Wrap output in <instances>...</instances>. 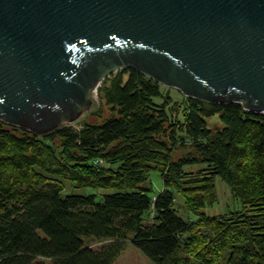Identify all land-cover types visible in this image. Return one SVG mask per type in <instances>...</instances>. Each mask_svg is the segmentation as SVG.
Instances as JSON below:
<instances>
[{
    "label": "trees",
    "instance_id": "1",
    "mask_svg": "<svg viewBox=\"0 0 264 264\" xmlns=\"http://www.w3.org/2000/svg\"><path fill=\"white\" fill-rule=\"evenodd\" d=\"M160 87L121 69L97 87L100 122L35 135L0 120V264H112L126 241L153 264H264V114L180 104ZM215 115L221 131L201 119ZM151 172L163 186L154 196ZM216 178L240 209L210 217ZM174 192L195 220L176 214Z\"/></svg>",
    "mask_w": 264,
    "mask_h": 264
},
{
    "label": "water",
    "instance_id": "2",
    "mask_svg": "<svg viewBox=\"0 0 264 264\" xmlns=\"http://www.w3.org/2000/svg\"><path fill=\"white\" fill-rule=\"evenodd\" d=\"M132 68L211 103L264 114V0H0V120L45 134ZM221 131L218 115L202 116Z\"/></svg>",
    "mask_w": 264,
    "mask_h": 264
},
{
    "label": "rangeland",
    "instance_id": "3",
    "mask_svg": "<svg viewBox=\"0 0 264 264\" xmlns=\"http://www.w3.org/2000/svg\"><path fill=\"white\" fill-rule=\"evenodd\" d=\"M160 90L162 94L166 96H170L172 98V101H176L177 103H183L185 101V98L178 90L165 87L161 85ZM92 99L91 107L84 111L74 122L72 123H64L62 125L70 126L74 129L80 128V126L85 122H100L102 119H104L108 115V107H106L103 103L100 102L97 89L95 92H92L90 95ZM157 102H160L159 99L155 100ZM97 116L99 119H97ZM185 150L183 149H175L172 154V159H177L180 156L184 154ZM104 167H109L106 163H103ZM116 168V167H114ZM190 169H196V168H190ZM149 180L151 181L153 185V191L152 196L158 194L162 189V181L157 172H151L147 175ZM67 186V190L64 191L65 193H75V194H90L93 192L92 189L85 187L82 189H69V185ZM215 189L217 194V202L213 204L212 206H206L204 209V213L207 216H217L224 213H227L228 211L232 210H239L240 204L238 201H235L230 191L227 187V185L222 182L219 178L215 179ZM97 199L99 198L100 193L102 191H96ZM174 195V209L176 211V214L185 219V220H195L196 216L187 212L184 208L183 201L181 197L177 193H173ZM110 243L109 240L106 241H95V240H85V244L89 246L90 248L96 250L103 246H106ZM44 264H50L47 260H42ZM220 263L222 264L223 261L221 260ZM112 264H153L142 252H140L137 248L133 246V244L130 241H126L124 243V248L119 252V254L115 257ZM190 264H197L196 262L191 261Z\"/></svg>",
    "mask_w": 264,
    "mask_h": 264
},
{
    "label": "built area",
    "instance_id": "4",
    "mask_svg": "<svg viewBox=\"0 0 264 264\" xmlns=\"http://www.w3.org/2000/svg\"><path fill=\"white\" fill-rule=\"evenodd\" d=\"M96 91V90H95ZM95 91H93V92H95ZM98 163H102V161L100 160V161H98Z\"/></svg>",
    "mask_w": 264,
    "mask_h": 264
}]
</instances>
